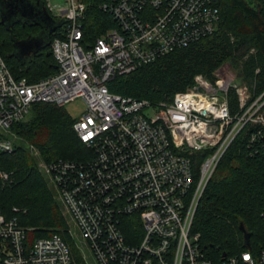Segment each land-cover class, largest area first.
<instances>
[{
    "label": "built area",
    "instance_id": "obj_1",
    "mask_svg": "<svg viewBox=\"0 0 264 264\" xmlns=\"http://www.w3.org/2000/svg\"><path fill=\"white\" fill-rule=\"evenodd\" d=\"M63 21L50 42L56 71L36 82L16 78L0 53V153L13 149L12 126L36 103L85 111L73 130L87 150L80 161L44 164L71 236L91 264H262L249 252L208 258L192 232L198 202L237 135L264 138V91L253 94L219 67L167 103L111 94L106 83L217 33L226 0H111L99 6L115 27L90 40L80 0H41ZM264 4V0H256ZM233 93L238 110L231 112ZM263 144V142H262ZM10 177L0 171V181ZM15 210V209H14ZM264 225V207L260 212ZM83 252V251H82ZM2 264H75L57 234L29 243L15 218L0 214Z\"/></svg>",
    "mask_w": 264,
    "mask_h": 264
},
{
    "label": "trees",
    "instance_id": "obj_2",
    "mask_svg": "<svg viewBox=\"0 0 264 264\" xmlns=\"http://www.w3.org/2000/svg\"><path fill=\"white\" fill-rule=\"evenodd\" d=\"M80 1L86 5V38L92 40L115 27L111 17L99 9L111 0ZM220 15L219 29L213 36L127 75L114 76L106 83L108 91L153 104L167 103L191 87L196 75L212 79L223 65H232L238 81L253 94L264 91V4L256 0H226L220 5ZM58 29L51 34L49 45L27 65L11 56L13 39L25 40L40 29L16 24L7 30L0 24V53L16 78L33 83L56 71L49 46ZM228 103L232 113L238 110L233 93ZM73 122L62 107L36 103L25 120L12 126L13 149L0 153V171L10 177L8 184L0 181V214L15 218L26 229L29 243L57 234L70 248L75 264H91L84 259L77 239L69 235L62 206L38 167L40 163L85 158L87 150L77 138ZM254 131L247 127L237 135L220 159L195 210L192 232L200 234L202 251L215 262L221 260L223 253L238 257L249 251L259 258L264 246L260 218L264 207V146L259 140L250 141ZM241 226L249 234V248L243 245Z\"/></svg>",
    "mask_w": 264,
    "mask_h": 264
},
{
    "label": "water",
    "instance_id": "obj_3",
    "mask_svg": "<svg viewBox=\"0 0 264 264\" xmlns=\"http://www.w3.org/2000/svg\"><path fill=\"white\" fill-rule=\"evenodd\" d=\"M0 24L7 30L16 24L40 29L41 33L29 35L25 40L13 39L11 56L21 64L28 65L42 49L49 45L51 34L61 27L63 21H54L45 10L41 0H0ZM262 142L264 146V138ZM240 229L243 233V245L249 248V234L242 226ZM222 256L224 257L225 253Z\"/></svg>",
    "mask_w": 264,
    "mask_h": 264
},
{
    "label": "rangeland",
    "instance_id": "obj_4",
    "mask_svg": "<svg viewBox=\"0 0 264 264\" xmlns=\"http://www.w3.org/2000/svg\"><path fill=\"white\" fill-rule=\"evenodd\" d=\"M223 66H228L230 73L232 75H235L236 76V72L234 71L232 65H223ZM62 108L67 113V115L70 117V119L74 120V119L78 118L85 111V103H84L83 100L77 99V100L72 101L69 104L64 105ZM10 138L12 139L11 136H10ZM17 143H18V141L16 142V144ZM86 156H87V152L85 153V158H86ZM38 167H39L40 172L46 177V179H48V177L46 176V174L44 172V164L43 163H40V164H38ZM67 227H68L69 231L72 232V228L68 224H67ZM69 235L71 236L70 232H69ZM77 244H79L78 241H77ZM82 251H83L82 254L83 253H87V250L86 249H83ZM85 259L86 260H88V259L90 260V258H88V257H86ZM90 262H91V260H90Z\"/></svg>",
    "mask_w": 264,
    "mask_h": 264
}]
</instances>
